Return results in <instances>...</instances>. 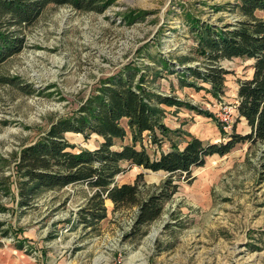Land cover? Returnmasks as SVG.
<instances>
[{"label": "rangeland", "instance_id": "rangeland-1", "mask_svg": "<svg viewBox=\"0 0 264 264\" xmlns=\"http://www.w3.org/2000/svg\"><path fill=\"white\" fill-rule=\"evenodd\" d=\"M235 4L110 0L104 12L50 4L25 29L24 49L0 66V206L5 208L0 210V264H7L6 255L25 264H264L262 142L239 143L225 156L208 157L194 169L192 181L180 182L161 216L138 230V207L114 208L109 200L107 217L96 227L80 223L78 212L92 195L85 185L45 190L29 207L18 201L15 164L21 149L77 109L102 79L127 65L141 73L151 66L147 86L213 114L160 105L162 122L180 130L173 136L180 146L189 135L220 143L234 132L249 133L247 121H238L236 106L239 80L252 76L253 60L220 62L228 71L220 97L193 77H188L189 85L183 84L181 74L156 62L164 56L176 67L184 61L203 70L187 18L192 14L219 26L234 24L242 19ZM257 14L264 19V11ZM67 136L90 149L103 140L97 135L87 140L81 134ZM125 142H130V133ZM162 148L168 150L170 143L166 140ZM140 174L142 198L156 192L168 175L133 166L118 182L134 183Z\"/></svg>", "mask_w": 264, "mask_h": 264}, {"label": "trees", "instance_id": "trees-1", "mask_svg": "<svg viewBox=\"0 0 264 264\" xmlns=\"http://www.w3.org/2000/svg\"><path fill=\"white\" fill-rule=\"evenodd\" d=\"M50 4L104 12L110 0H0V66L24 49L25 29ZM235 9L242 19L225 26L201 21L187 12L198 57L204 61L203 70L184 61L176 67L171 58L164 56L157 57L156 62L171 73L181 74L183 84L189 85L188 77H193L209 84L211 91L220 97L225 92L228 74L220 62L233 58L253 60L252 76L239 80L236 106L238 121L242 118L247 121L249 133L234 132L220 143L188 134L189 139L180 146L173 138L180 130H173L162 122L160 105L187 106L201 115L213 117V114L147 86L151 66L141 73L140 68L127 65L102 79L77 109L53 121L39 138L18 153L15 170L21 207L31 206L45 190L85 185L92 190V195L78 212L80 223L96 227L107 217L106 201L109 200L114 208L138 207L134 222V229L138 230L161 216L165 203L178 191L180 182L192 181L194 169L204 166L208 157L225 156L243 142L264 144V19L257 14L264 11V0H236ZM190 85L196 86V83ZM70 133L81 134L86 140L97 135L103 140L93 149L78 147L68 139ZM129 133L130 142H125ZM166 140L170 143L168 150L162 148ZM151 147L155 149L153 152L149 150ZM133 166L168 175L156 192L142 198L139 185L142 174L134 183L118 182V176ZM260 174L264 180V160ZM1 209L5 208L0 206Z\"/></svg>", "mask_w": 264, "mask_h": 264}, {"label": "crops", "instance_id": "crops-1", "mask_svg": "<svg viewBox=\"0 0 264 264\" xmlns=\"http://www.w3.org/2000/svg\"><path fill=\"white\" fill-rule=\"evenodd\" d=\"M6 260H7V264H20L23 261V260H20L19 258L14 257L13 255H8V256L6 255ZM21 264H25V262H23ZM30 264H32V263H30Z\"/></svg>", "mask_w": 264, "mask_h": 264}, {"label": "built area", "instance_id": "built-area-1", "mask_svg": "<svg viewBox=\"0 0 264 264\" xmlns=\"http://www.w3.org/2000/svg\"><path fill=\"white\" fill-rule=\"evenodd\" d=\"M225 121H226V119H225ZM228 126H230V124H228Z\"/></svg>", "mask_w": 264, "mask_h": 264}, {"label": "bare ground", "instance_id": "bare-ground-1", "mask_svg": "<svg viewBox=\"0 0 264 264\" xmlns=\"http://www.w3.org/2000/svg\"><path fill=\"white\" fill-rule=\"evenodd\" d=\"M156 233V232H155Z\"/></svg>", "mask_w": 264, "mask_h": 264}]
</instances>
